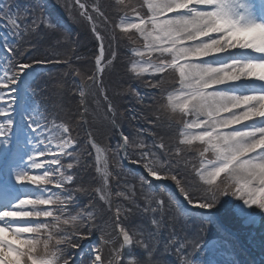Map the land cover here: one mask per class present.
<instances>
[{
	"label": "snow or ice",
	"instance_id": "6c2138e0",
	"mask_svg": "<svg viewBox=\"0 0 264 264\" xmlns=\"http://www.w3.org/2000/svg\"><path fill=\"white\" fill-rule=\"evenodd\" d=\"M0 29V264H220L219 213L264 220V0H0Z\"/></svg>",
	"mask_w": 264,
	"mask_h": 264
},
{
	"label": "rangeland",
	"instance_id": "374dc122",
	"mask_svg": "<svg viewBox=\"0 0 264 264\" xmlns=\"http://www.w3.org/2000/svg\"><path fill=\"white\" fill-rule=\"evenodd\" d=\"M84 31V30H83ZM4 35V31L2 30V29H0V36H3ZM83 47H86V45H83ZM90 50V49H89ZM233 214H235L234 212H233ZM236 215V214H235ZM236 216H238V215H236ZM243 225H245V226H247V227H251L250 225H253V226H255V225H257L258 223H256V224H245L244 222L242 223ZM264 238V237H263Z\"/></svg>",
	"mask_w": 264,
	"mask_h": 264
},
{
	"label": "trees",
	"instance_id": "16d2710c",
	"mask_svg": "<svg viewBox=\"0 0 264 264\" xmlns=\"http://www.w3.org/2000/svg\"><path fill=\"white\" fill-rule=\"evenodd\" d=\"M149 102V101H148ZM147 103V102H146Z\"/></svg>",
	"mask_w": 264,
	"mask_h": 264
}]
</instances>
